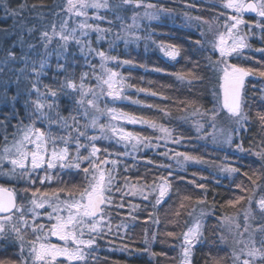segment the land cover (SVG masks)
I'll list each match as a JSON object with an SVG mask.
<instances>
[{
    "label": "trees",
    "instance_id": "obj_1",
    "mask_svg": "<svg viewBox=\"0 0 264 264\" xmlns=\"http://www.w3.org/2000/svg\"><path fill=\"white\" fill-rule=\"evenodd\" d=\"M142 3H154L165 11L160 13L157 19L150 20L143 16L144 7L136 8L135 3L116 7L120 0H108L111 7L88 8V16L85 17L93 26L110 30L98 34L88 29V35L82 37V40L91 48L116 57L115 60H108L106 67L124 77L126 87L123 96L127 99H123L121 103L115 104L107 96H100L97 103L101 112H96L85 104L88 108V116L85 117L76 105L78 92L61 89L66 76H70L79 84L83 73L89 74L85 80L86 88H95L97 80L92 74L100 75L103 72L100 68V57L95 52L86 54V62L85 55L80 53V46L74 41L69 42L67 53L60 55L63 49L58 45L63 42L58 36L54 37L47 49L40 40L42 32L47 31L51 35L53 26L56 32H60L62 25L65 34L76 29L79 36L81 30L78 25L84 20L68 11V0H8L9 7L17 10L16 16L6 13L0 6V67L2 64L6 65L0 75V91H7L10 97L19 94L15 107L20 118L28 123L29 114L25 108L29 99L28 85L36 82L33 69L39 71L40 61L44 60L46 67L38 81L41 92L45 86L58 90L60 113L68 116L70 112H81L78 115L81 126L89 124L93 117H98V124H114L109 113L103 111L105 108H114L115 112L125 116H134L163 125L172 131L174 137H183L178 144H166L162 139H153L152 142L158 143L160 147L149 148V153L136 157L134 154L117 155L125 153L127 149L117 143L111 132H108L110 138L94 141L96 146L101 148L98 156L102 160H119L115 166L116 184L123 188L124 192L128 190L124 187L125 184H160L163 182L161 177L169 180L171 187L159 205L155 204V195L150 196L148 200L130 198L129 195L121 199V193L114 192L113 205L108 214L109 221L100 226L102 234L97 235L91 251H86V261H77L75 264H182V234L197 222L202 235L199 242L191 248L188 258L190 264H217V261L219 264H233V250L239 253L251 238H255L259 246L260 240L264 238L259 231H255L264 224V212H261L258 206V201L264 197V160L256 155L264 150V123L259 119L260 115H264V78L257 72L248 76L245 81L242 112L248 117L244 122L246 130L241 129L238 124H230L228 119L232 120L233 117L222 110L219 122L215 124L217 132L220 133L217 136L222 141L223 135L231 133L232 143L229 145L214 142L205 133L212 129L209 127V111L220 104L222 72L216 66L219 54L212 49L211 35L218 27H224L226 22L231 24L227 16L232 12L222 7V0H142ZM20 5L25 7L20 8ZM137 13L139 16L133 25L132 18ZM189 16L192 17L191 20L188 19ZM195 17L201 19L197 20ZM243 19L247 22L243 32L250 47L236 53L228 61L238 67L264 70V53L256 51L264 48V31L254 26L261 18L243 16ZM64 21H67L66 26ZM130 25L132 27H129ZM28 29H32V32ZM98 35H103L104 38L98 40ZM125 40L129 43L126 44ZM196 41H200V44ZM161 44L176 46L179 49L176 59L166 57L160 50ZM9 52L14 54L15 59L9 57ZM123 60H131L133 63H120ZM58 64L65 66L63 71L58 69ZM155 68L164 71H154ZM180 76H183V79H180ZM31 98L35 99L36 94L32 93ZM90 98L91 94L85 99ZM48 99L50 102L52 98ZM11 112L12 106L7 104L1 107L0 117ZM16 123L17 120L13 118L8 133L14 132L12 125ZM198 123L203 126L201 133L197 131ZM37 126L47 128L46 124L39 122ZM128 128L131 130L129 132L140 136L155 138L163 135L150 128L147 123H138ZM232 129H237V132H232ZM51 130L54 134H63V130L57 125H52ZM87 132L88 135H100L99 128L89 127ZM2 140L3 136L0 134V142ZM81 142L89 143L84 137H81ZM237 145H241L243 151L239 150ZM74 147L70 145L73 150ZM169 150H172L169 155L183 152L198 157L202 162H187L181 168L179 165L177 167L176 161L182 160V157L169 159L160 155ZM89 151L90 147L81 149L83 155H87ZM148 159L154 163L147 164L145 161ZM160 163L171 167H157ZM86 164L87 162L82 164V167ZM101 166L106 169L113 168L111 164ZM224 167L237 168L239 171L225 172L221 170ZM170 172L172 175H169ZM253 173L261 175L258 178ZM47 175L49 178L45 179L43 184L40 183V178L45 176V171H38V175L32 173L31 178L35 179V183L25 177L14 178L12 182L0 180V186L17 193L18 207L22 206L24 213L27 208L22 193L32 195V191L39 189L37 196H45L43 194L48 193L47 197L60 195L70 199L69 192L72 197L79 196L84 184L83 172L57 168L48 170ZM200 184L205 187H198ZM24 188L30 190L26 193ZM59 189L67 191L57 193ZM241 197L243 199H239ZM238 199L239 203H229ZM121 203L124 207L116 206ZM14 213L12 220L6 221V229H10L9 233L13 236L10 240L13 244L4 247L6 244L0 242V262L3 264L17 261L20 256V241L11 230L13 225L20 227L21 235L28 241L35 240L29 224L33 214H25L28 223V227H25L19 219L20 213ZM246 214H249L247 232L244 231ZM41 220L36 219L35 224L50 226L54 222L47 224ZM167 232L175 233V236H168ZM34 234L36 236L38 231ZM221 237L224 238L223 241ZM83 238H88L87 232ZM57 264L70 263L57 261ZM257 264L261 262L257 261Z\"/></svg>",
    "mask_w": 264,
    "mask_h": 264
},
{
    "label": "snow or ice",
    "instance_id": "obj_2",
    "mask_svg": "<svg viewBox=\"0 0 264 264\" xmlns=\"http://www.w3.org/2000/svg\"><path fill=\"white\" fill-rule=\"evenodd\" d=\"M135 3L136 8L144 7L145 11L143 16L148 19H157L160 13L164 12L163 7H158L154 3L143 4L142 0H120V5H130ZM68 11L73 12L76 16H88L87 9H100L111 7L108 4V0H68ZM0 6H2L6 13L16 16L17 10L9 7L8 0H0ZM25 7V5H20V8ZM222 7L230 9L232 14L227 16V19L232 21L231 24L225 23L224 27L226 32L220 33L217 41L212 43V49L214 52L219 53V59L216 62V66L222 72L221 79L223 80V101L222 108L227 109L230 116L236 118L235 123L244 129V122L248 120L247 115L242 112V90L244 88L245 78L254 75L258 72V75L264 78V70H256L253 68L238 67L235 64H231L228 61V57H231L234 53H240L244 48L250 47L247 43L245 35H241L239 32L240 26L246 24L247 22L243 19V14L246 12L255 13L256 16L261 19L255 22V27L264 31V0H222ZM154 10V11H149ZM224 15L225 13H220ZM187 15V14H186ZM137 13L133 16V25L136 23ZM103 20L104 17H97ZM119 18V17H117ZM189 20L192 17H188ZM199 20L200 17H195ZM65 24L67 21L64 22ZM80 31L79 36H77L76 29H72L71 33L65 34L64 27L62 25L61 31L56 32L55 26H53V32L50 35L49 32L44 31L41 33L40 40L45 49L48 45L53 42L54 37L58 36L60 41L63 43L58 45L63 51L60 55H64L68 51V44L70 41H74L80 46V53L85 55L87 62V55L93 52L100 57L101 64L100 68L103 70L102 74L96 75L93 73L97 80L96 87L85 86V80L88 77V73H83L80 77V83L77 84L74 79L70 76H66L64 83L61 85V89H70L73 92H78L79 98L76 100V105L81 110L82 114L88 116V108L85 107L87 104L89 107L95 109L96 112H101L99 105L97 103L100 96H107L116 99H127L123 96L124 88L126 87L124 82V77L121 76L119 72L113 71L112 69L106 67V62L108 60H115L116 57L108 56L103 51H97L91 48L86 42L82 40V37L88 35V29L97 32L98 34L107 33L109 29H102L99 26H93L87 22V19L80 22L78 25ZM129 27H132L130 25ZM31 33L32 29H28ZM230 39L231 44L227 43V39ZM98 40L103 39V35H98ZM118 38H122L119 37ZM139 39V37H136ZM125 43H129L125 40ZM200 44V41H196ZM160 50L166 57L171 59H176L179 55V49L174 45L161 44ZM261 53H264V48L256 49ZM9 57L15 59L13 53H8ZM65 59L67 57L65 56ZM6 64V61L4 62ZM122 64H132L131 60H123ZM258 63H260L258 61ZM222 65V67H221ZM46 67V62L44 60L40 61L39 71L35 68L33 69L35 73L36 82H31L28 85V102L25 105L26 111L28 112V123H25L23 119L20 118L19 112L16 110V102L18 95L8 96L7 91L0 93V104H9L12 106V112L5 114L0 117V134L3 136L2 142H0V175L7 176L9 178L15 177L18 179H23L28 177L31 183H35V179H32V173H37L38 170L44 169L45 176L40 178V183L43 184L45 179H48V170L52 169H75L84 173V184L79 191V199L70 198L67 200H60L59 196L56 197L55 204L43 200L36 199V193L39 189L32 191V199L30 203L32 204L33 216L39 215L35 210L44 208L47 203L49 207L52 208V213L56 215L53 216L52 213L48 214V219H55L56 223L51 225L49 232L51 235L56 236L59 240L64 241L63 246L57 244L41 242V236L38 233L34 241H29L30 247L25 248L24 236L21 235V229L17 225L12 226V231L16 234L15 238L19 240L20 243V256L17 261L10 262V264H57V259L63 257L65 260L71 262L75 261H86L88 253L84 249H90L95 244L97 235L102 234L99 225L104 222L105 217L108 215L106 208L113 205V193L120 192L121 199L126 195H137L142 196L144 200H148L150 196L155 195V204L159 205L163 202L164 197L169 192L171 183L164 177H161L163 181L160 184L153 183L152 185L137 186V185H127L124 187L128 188V192H124L123 188L117 186L116 184V168L115 166L119 163L118 159H101L98 153L101 152V148L97 147L94 141L100 138L108 139V132L117 136V143L124 142L125 148L131 146V152L126 151L123 154L117 155H131L132 153L143 148H159L158 143H153V139L164 140L167 144L180 143L183 137H174L170 129L164 127L163 125L157 124L152 121H147L144 119H137L134 116H126L129 123H147L150 128L163 133L160 137H150V136H140L139 134L132 132H125L123 129H117L115 126L98 124V117H93L89 124L83 126L80 125L78 115L69 113L68 116H64L59 111V104L57 101L58 90L52 89L45 86L43 92H41L39 87V77L43 73ZM58 69L64 70L65 66L62 64L57 65ZM94 67V66H93ZM2 70V69H0ZM154 71L162 72L163 69L155 68ZM23 71V70H21ZM183 79V76L179 77ZM195 78V77H194ZM19 82L17 78V83ZM7 87V85H5ZM98 89V91H97ZM144 91V89H140ZM35 93L36 98L32 99L31 94ZM67 94V93H66ZM91 94L90 99H85ZM156 95V93H151ZM49 97L51 101L49 102ZM30 105V106H29ZM151 107V105H149ZM103 111L108 113H115L114 108H105ZM167 114V113H166ZM218 115L216 108L214 107L209 111V118L211 123L209 127L212 128V132L205 133L206 136H210L214 142H222L231 145L232 134L223 135V140L218 141L217 130L215 125V117ZM15 118L17 123L12 125L15 131L8 133V128L11 124L12 119ZM116 117L113 116V119ZM259 119L264 123V115H260ZM37 122L47 125V128L42 129L37 126ZM52 125H57L63 130V134H54L52 132ZM91 127L93 129L99 128L100 135H88L87 129ZM203 126L197 124L198 130ZM246 130V129H244ZM232 132H237V129H232ZM75 133V135H73ZM11 137V138H10ZM81 137H84L89 143L84 144L81 142ZM70 145H74V150L70 148ZM90 147V151L87 155L81 153V149ZM237 148L243 151L241 145H237ZM74 151V154H73ZM107 151V150H105ZM168 152L160 153L169 159H174L176 157H182L183 159H178L176 161L177 165L182 166L187 162L200 163L202 162L198 157L190 155L183 152H174L169 155ZM257 156L264 160V150L257 152ZM87 162V166L82 167V164ZM147 164H153L154 161L148 159L145 161ZM10 165L8 169H5L4 165ZM113 165L112 169L103 168L101 165ZM157 167L165 168L171 167L163 163L157 164ZM19 170V171H18ZM128 168H125L127 171ZM225 172H237L239 169L224 167L221 169ZM169 175H172L170 172ZM247 175V173H245ZM258 178L261 174L253 173ZM127 179V178H126ZM251 179V177H249ZM255 184V181H253ZM200 188H204L205 185H197ZM30 189L24 188V192H28ZM59 191H67L66 189H59ZM6 194V195H4ZM72 197V193H68ZM43 195H48L44 193ZM239 199H243L242 197ZM239 199L235 202L230 201L229 203H239ZM202 202V201H201ZM259 210L264 212V197L259 201ZM117 207H124V204L116 205ZM183 206V205H182ZM20 213L19 219L23 221L24 226L28 227L27 220L25 218V213L23 207H17L15 203L14 195L9 191V189L0 186V213H3V217L0 221H11L13 212ZM67 211V216L60 215L61 212ZM179 215V213H177ZM249 214L245 215V225L244 231L247 232L249 224L247 223ZM33 231L39 229L40 232L43 231L44 225H36L35 223L31 226ZM239 227V225H237ZM200 225L197 222L194 227L188 228L183 235V261L182 264H190L189 256L191 248L195 246L196 242H199L201 233L199 231ZM255 231H259L262 236H264V224L260 225ZM87 232L88 238L84 239L85 233ZM168 236H175V233L167 232ZM241 235H243L241 233ZM5 226L3 222H0V239H6ZM223 241L224 238L221 237ZM69 241L75 247L69 246ZM25 252L27 253L25 255ZM233 264H257L260 261L264 264V238L259 242L257 246V241L255 238H251L249 242L244 244V247L237 253L235 250L231 253ZM3 264V262H0ZM219 264V261H217Z\"/></svg>",
    "mask_w": 264,
    "mask_h": 264
},
{
    "label": "rangeland",
    "instance_id": "obj_3",
    "mask_svg": "<svg viewBox=\"0 0 264 264\" xmlns=\"http://www.w3.org/2000/svg\"><path fill=\"white\" fill-rule=\"evenodd\" d=\"M249 1V0H248ZM231 11V10H230ZM76 16V15H75ZM76 17H78V16H76ZM79 19H81V20H85V17H83V16H79L78 17ZM65 22V21H64ZM231 23H232V21H231ZM65 26L67 25V23L65 24V23H63ZM138 25H140L139 23H138ZM244 28H245V25L243 24V25H241L240 26V29H239V32H240V34L241 35H245V33L243 32V30H244ZM224 32H226V29H225V27H218V29L214 32V34H212L211 35V41H212V43L213 42H215V41H217V39H218V36H219V34L220 33H224ZM226 39H227V37H226ZM231 40L230 39H227V43L228 44H231ZM163 53V52H162ZM217 54H219L218 52H217ZM236 53H234L231 57H233L234 55H235ZM231 57H228L227 59H230ZM0 69H2V70H0V75L2 74V72H4V70L6 69V65H4V64H2L1 65V67H0ZM221 77H222V74H221ZM222 84H223V80L221 79V86H220V104H219V106L216 108V111H217V113H218V115H216V117H215V124L217 123V122H219V116H220V114H221V111L222 110H224V111H226V113H227V115L228 116H230V114L228 113V111H227V109H223L222 108V101H223V98H222V95H221V90H222ZM0 93H2L1 91H0ZM109 98V100L112 102V103H121L122 102V100H123V98L122 99H116V100H113L112 98H110V97H108ZM242 104H243V97H242ZM7 104H0V110H1V107H5ZM243 106V105H242ZM109 116H110V119H111V121L113 120L114 121V124H112L111 123V126H115L118 130L119 129H123L125 132H129V131H131L128 127H132V126H134V125H137L138 123H129L128 121H127V119H125L124 117H126L125 115H123V114H121V113H118V112H115V113H109ZM113 116H115L116 118L115 119H113ZM230 117H232V116H230ZM235 119L236 118H234L233 117V119L232 120H230V119H228V121H230V124H232V125H237L236 123H235ZM209 122L211 123V120H210V118H209ZM198 124H200V123H198ZM201 125V124H200ZM202 130H203V127L201 128V129H199L198 130V128H197V131L199 132V133H201L202 132ZM15 131V130H14ZM210 132H212V129H211V131ZM113 135V134H112ZM217 135H220V133L219 132H217ZM115 137V139L117 140L118 139V137L117 136H115V135H113V138ZM217 138H218V141H221V138H219V136H217ZM212 139V138H211ZM120 144H121V146L123 147V148H125V144H124V142H119ZM218 143H221V142H218ZM127 151L128 152H131V146L129 145L128 146V148H127ZM146 153H149V148L148 149H146V148H143L142 146L140 147V150H138L137 152H135V153H132V154H134V156L136 157V156H139V155H144V154H146ZM186 164V163H185ZM185 164H183V165H185ZM182 165V166H183ZM86 166H87V164H86ZM176 166H177V164H176ZM180 166V165H179ZM182 166H180V168L182 167ZM4 167H5V169H8L9 167H10V165H7V164H5L4 165ZM178 167V166H177ZM52 170H55V169H52ZM63 170H67V169H63ZM19 171V170H18ZM38 171H45L44 169H40V170H38ZM14 178L15 177H12V178H9V177H7V176H4V175H0V180H6V181H10V182H12L13 180H14ZM14 190V189H13ZM126 192H128V190L126 191ZM15 195L17 196V193H15ZM113 195H114V193H113ZM22 196H24V200H25V203H24V205L26 206V213L25 214H27V213H31V214H33L30 210L32 209V204L30 203V201H31V199L33 198L32 197V195H30V194H24V193H22ZM59 196V199L60 200H67L68 198L67 197H61L60 195H58ZM128 197H137V198H142V196H140L139 194H137V195H129ZM36 199H43V200H46V201H49V202H51V203H53V204H55V202H56V195H52V196H49V197H47V196H37L36 195V197H35ZM70 198H76V199H79V196H75V197H70ZM259 206V205H258ZM110 208H111V206L110 207H107L106 208V211H107V213L109 214V210H110ZM23 211H24V209H23ZM37 213H39V215H37V216H33V218H32V221H30L29 222V224H30V228H31V233L33 234V236H34V239L36 238V236H35V234H34V231H33V229H32V225L34 224V223H36V219H40V221H42L41 219H43L44 221H46L47 222V224L48 223H52L53 221V223H52V225L53 224H55L56 223V220L55 219H52V220H49L48 219V214L49 213H52V208L51 207H49L48 206V204L46 203L45 204V207L44 208H40V209H36L35 210ZM48 211V212H47ZM47 212V213H46ZM44 213V214H43ZM43 214V215H42ZM52 215L53 216H55L56 214L55 213H52ZM60 215H63V216H67V211H63V212H61L60 213ZM107 221H109V215H107L106 217H105V220H104V222H102L100 225H99V227L104 223H106ZM0 222H3L4 223V226H5V233H6V236H7V238L6 239H0V242H2V243H5L6 245L4 246V247H6V246H8L9 244H13V242H11L12 240H10V238L11 237H13V236H11V234L9 233V230H7L6 229V226H7V223L9 222H6V221H0ZM46 222H42V223H46ZM44 225V229H43V231L42 232H40L39 231V229L37 230L38 231V233L40 234V236H41V242H47V243H52V244H57V245H59V246H63L64 245V241H62V240H59L56 236H54V235H51V233L49 232V228H50V226H49V224L46 226L45 224H43ZM24 242H25V248L27 249L28 247H30V244H28V240L26 239V237L24 238ZM18 243V242H17ZM21 243V242H20ZM69 246L70 247H75V245H72L71 244V241H69ZM18 248H19V253H20V245L18 246ZM92 248H93V246H92ZM92 248H90V251H91V249ZM85 250V252L86 251H88L89 249H84ZM27 253L25 252V255H26ZM57 261L58 262H61V261H63V262H65V263H70L69 261H67V260H65L63 257H59L58 259H57ZM77 261H75V262H71V264H75Z\"/></svg>",
    "mask_w": 264,
    "mask_h": 264
},
{
    "label": "water",
    "instance_id": "obj_4",
    "mask_svg": "<svg viewBox=\"0 0 264 264\" xmlns=\"http://www.w3.org/2000/svg\"><path fill=\"white\" fill-rule=\"evenodd\" d=\"M249 2H252V1H249ZM243 15H245V16H248V17H252V16H256V14L255 13H251V12H246V13H244ZM247 79V77L245 78V80ZM243 90H244V88H243ZM243 90H242V97H243ZM221 95H222V98H223V88H222V90H221ZM12 193V192H11ZM13 194V193H12ZM4 195H6V194H4ZM14 195V194H13ZM15 197V196H14ZM15 203H16V205H17V201H16V198H15ZM15 211V209H13V212ZM4 214L3 213H0V217L1 216H3Z\"/></svg>",
    "mask_w": 264,
    "mask_h": 264
},
{
    "label": "flooded vegetation",
    "instance_id": "obj_5",
    "mask_svg": "<svg viewBox=\"0 0 264 264\" xmlns=\"http://www.w3.org/2000/svg\"><path fill=\"white\" fill-rule=\"evenodd\" d=\"M15 194V193H14ZM16 196V195H15ZM16 199H17V201H18V197L16 196ZM3 217V216H2ZM2 217H0V218H2Z\"/></svg>",
    "mask_w": 264,
    "mask_h": 264
}]
</instances>
